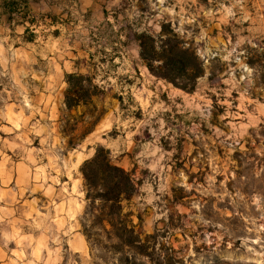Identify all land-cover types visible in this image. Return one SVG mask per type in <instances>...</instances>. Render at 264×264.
I'll list each match as a JSON object with an SVG mask.
<instances>
[{"label":"rangeland","instance_id":"1","mask_svg":"<svg viewBox=\"0 0 264 264\" xmlns=\"http://www.w3.org/2000/svg\"><path fill=\"white\" fill-rule=\"evenodd\" d=\"M66 11L40 17L36 38L28 35L54 94L46 110L23 113L39 167L37 189L23 198L38 208L0 223V264H95L82 232L81 167L98 145L133 174L137 191L124 206L139 234L158 230L187 264H264V0H102L101 10ZM162 23L205 63L192 93L140 58L134 34H158ZM51 55L94 77L101 92L90 105L67 110L66 68H47ZM22 149L13 161H24ZM78 234L83 249L71 245Z\"/></svg>","mask_w":264,"mask_h":264},{"label":"trees","instance_id":"2","mask_svg":"<svg viewBox=\"0 0 264 264\" xmlns=\"http://www.w3.org/2000/svg\"><path fill=\"white\" fill-rule=\"evenodd\" d=\"M134 38L140 58L153 76L188 93L196 90L206 73L205 63L171 23H162L158 34L144 31ZM65 81V105L70 111L90 105L101 92L90 75L66 73ZM81 173L86 201L82 232L95 264H187L186 256L164 243L158 230L145 236L136 231L124 206L137 191L136 181L131 172L112 161L108 149L98 145L94 157L83 163Z\"/></svg>","mask_w":264,"mask_h":264},{"label":"crops","instance_id":"3","mask_svg":"<svg viewBox=\"0 0 264 264\" xmlns=\"http://www.w3.org/2000/svg\"><path fill=\"white\" fill-rule=\"evenodd\" d=\"M101 8L102 0H75L73 5L71 0H0V93H6L8 98L0 107V223H8L10 216H15L16 210L21 207L30 208V213H35L38 208V203L30 200L27 204L23 198L34 187L37 189L39 176V167H36L38 161L33 160V150L24 144L23 113L28 107L34 110L49 108V96L54 94V90L48 84L50 71L40 70L36 66L39 59L34 54V44L37 41L32 37L29 39L28 35L33 33L36 38L40 17L53 21L69 14L66 10ZM53 56L48 57L47 68L50 65L54 71L58 63L63 73V68H66V73L77 69L75 63H59ZM34 78L47 81L32 87L29 81ZM24 94L31 96L25 103L17 98ZM63 103L65 105V96ZM22 148H25L24 154L26 156L28 153L31 162H27L25 156L24 161L12 160ZM8 159H11L10 162ZM33 161H36V168L32 166ZM49 186L47 182L45 188L49 190ZM71 245L75 249H83V237L78 234Z\"/></svg>","mask_w":264,"mask_h":264}]
</instances>
